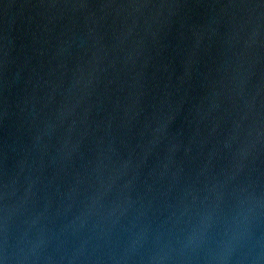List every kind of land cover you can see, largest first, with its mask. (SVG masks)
Instances as JSON below:
<instances>
[{
    "label": "water",
    "instance_id": "obj_1",
    "mask_svg": "<svg viewBox=\"0 0 264 264\" xmlns=\"http://www.w3.org/2000/svg\"><path fill=\"white\" fill-rule=\"evenodd\" d=\"M0 264H264V0H0Z\"/></svg>",
    "mask_w": 264,
    "mask_h": 264
}]
</instances>
